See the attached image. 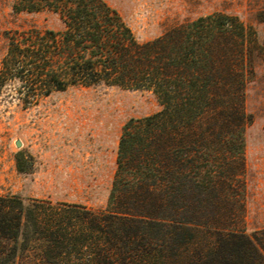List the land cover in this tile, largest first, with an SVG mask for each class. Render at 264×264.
<instances>
[{
	"label": "trees",
	"instance_id": "1",
	"mask_svg": "<svg viewBox=\"0 0 264 264\" xmlns=\"http://www.w3.org/2000/svg\"><path fill=\"white\" fill-rule=\"evenodd\" d=\"M43 3L64 13L67 28L28 35L62 47L49 53V68L36 63L32 71L61 84L56 64L66 61L77 84H144L162 109L123 127L106 210L38 209L31 229L23 202L0 196V264H264V230L251 236L245 222L230 219L235 205L222 201L221 181L209 183L219 177L204 158L209 147L200 145L209 137L243 139L251 121L245 90L254 66L244 26L211 15L145 46L130 31L124 36L102 0L32 5ZM18 55L7 59L6 75L26 57ZM32 238L35 252L25 247Z\"/></svg>",
	"mask_w": 264,
	"mask_h": 264
},
{
	"label": "rangeland",
	"instance_id": "2",
	"mask_svg": "<svg viewBox=\"0 0 264 264\" xmlns=\"http://www.w3.org/2000/svg\"><path fill=\"white\" fill-rule=\"evenodd\" d=\"M36 1L0 0V196L23 202L31 229L38 209L106 210L123 127L162 109L144 84H77L67 76L66 61L56 64L61 84L52 85L50 77L32 71L36 63L49 68V53H60L62 47L46 40L35 43L28 35L51 31L60 36L67 28L62 11L49 3L33 6ZM102 1L122 20L124 36L130 31L145 46L211 15H225L244 26L246 54L254 66L245 90L251 121L243 139L209 137L200 145L209 147L204 158L219 177L209 183L221 181L226 193L222 201L235 205L230 219L245 222L241 227L251 236L264 230V0ZM20 52L26 57L16 60L7 76L4 64ZM32 240L25 247L35 252L40 245Z\"/></svg>",
	"mask_w": 264,
	"mask_h": 264
},
{
	"label": "water",
	"instance_id": "3",
	"mask_svg": "<svg viewBox=\"0 0 264 264\" xmlns=\"http://www.w3.org/2000/svg\"><path fill=\"white\" fill-rule=\"evenodd\" d=\"M19 145H20V143H19ZM19 145H18V146H19Z\"/></svg>",
	"mask_w": 264,
	"mask_h": 264
}]
</instances>
